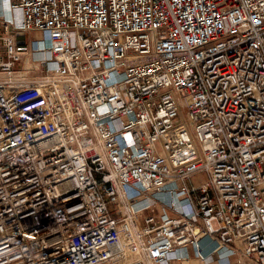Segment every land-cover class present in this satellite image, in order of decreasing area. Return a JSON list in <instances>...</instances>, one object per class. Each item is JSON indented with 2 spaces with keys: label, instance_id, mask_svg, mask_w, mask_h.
I'll return each mask as SVG.
<instances>
[{
  "label": "built area",
  "instance_id": "obj_1",
  "mask_svg": "<svg viewBox=\"0 0 264 264\" xmlns=\"http://www.w3.org/2000/svg\"><path fill=\"white\" fill-rule=\"evenodd\" d=\"M0 8V264H264V0Z\"/></svg>",
  "mask_w": 264,
  "mask_h": 264
},
{
  "label": "bare ground",
  "instance_id": "obj_2",
  "mask_svg": "<svg viewBox=\"0 0 264 264\" xmlns=\"http://www.w3.org/2000/svg\"><path fill=\"white\" fill-rule=\"evenodd\" d=\"M3 2L5 7H9V1L10 0H0V2ZM178 258L176 260H173L170 264H173L174 262L178 263V264H196V261L194 259H186V253L185 252H179L178 253ZM182 261H179V260ZM234 263V262H233Z\"/></svg>",
  "mask_w": 264,
  "mask_h": 264
},
{
  "label": "rangeland",
  "instance_id": "obj_3",
  "mask_svg": "<svg viewBox=\"0 0 264 264\" xmlns=\"http://www.w3.org/2000/svg\"><path fill=\"white\" fill-rule=\"evenodd\" d=\"M1 4H4L2 1L0 2ZM195 184H200V183H202V179L201 178H196V179H194V181H193ZM151 212V210H147V211H145V213H144V215H147V214H149ZM190 255L191 256H194V254L190 251ZM195 260V259H194ZM196 261V264L198 263L197 262V260H195ZM236 262V261H235ZM173 264H178V263H176V262H174Z\"/></svg>",
  "mask_w": 264,
  "mask_h": 264
},
{
  "label": "crops",
  "instance_id": "obj_4",
  "mask_svg": "<svg viewBox=\"0 0 264 264\" xmlns=\"http://www.w3.org/2000/svg\"><path fill=\"white\" fill-rule=\"evenodd\" d=\"M0 6H2L1 3H0ZM0 11H1V8H0ZM14 16L17 19V21H20L21 20V15H20V12L19 11L14 12ZM234 263H236V262H234ZM197 264H199V263H197Z\"/></svg>",
  "mask_w": 264,
  "mask_h": 264
},
{
  "label": "water",
  "instance_id": "obj_5",
  "mask_svg": "<svg viewBox=\"0 0 264 264\" xmlns=\"http://www.w3.org/2000/svg\"><path fill=\"white\" fill-rule=\"evenodd\" d=\"M20 37L23 38L22 35Z\"/></svg>",
  "mask_w": 264,
  "mask_h": 264
}]
</instances>
